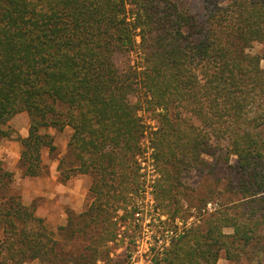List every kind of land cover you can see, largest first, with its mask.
<instances>
[{
    "label": "trees",
    "instance_id": "1",
    "mask_svg": "<svg viewBox=\"0 0 264 264\" xmlns=\"http://www.w3.org/2000/svg\"><path fill=\"white\" fill-rule=\"evenodd\" d=\"M263 59L264 0H0V139L19 140L23 175L38 176L43 147L56 148L46 129L70 127L63 176L93 177L91 202L68 211L57 237L0 162V264L110 260L115 213L145 190L146 138L160 171L156 206L173 219L184 206L182 175L202 171L219 150L236 157L217 192L222 207L175 239L159 264H215L222 248L262 264ZM22 111L25 136L9 124Z\"/></svg>",
    "mask_w": 264,
    "mask_h": 264
},
{
    "label": "rangeland",
    "instance_id": "2",
    "mask_svg": "<svg viewBox=\"0 0 264 264\" xmlns=\"http://www.w3.org/2000/svg\"><path fill=\"white\" fill-rule=\"evenodd\" d=\"M260 48L261 44L256 43L252 50H258ZM135 55L134 53V57ZM115 58L117 63L121 65L125 56L118 53ZM261 64L264 66V59L261 61ZM132 100H137V95H132ZM140 114L147 122L152 125L156 124V115L154 112L140 110ZM9 124L13 127L11 123ZM46 131L52 132L50 133L55 137V142L57 143L54 150L49 148L44 154L45 158L43 159H46L44 162H57L52 172H47L46 174H43V172L40 174V177L26 179L19 165L20 157L16 161H14L15 158H9L8 160H11V163L5 164V167L15 172V189L22 194L24 203L27 204V199H33L32 203H34L36 213L44 217L50 228L55 231L56 236L60 237L58 227L66 223L69 216L68 211L74 210L76 213L81 212L91 202L90 186L93 177L90 174L84 173L90 179L88 190L85 184L81 186L83 177L78 176L83 173L74 175V179L72 180L64 178L63 171L71 164V156L68 152V140L72 129L66 127L64 130H59L51 126ZM7 139L1 138L0 140ZM144 143L146 152L141 157L142 162H140L139 178L142 184L141 186L145 190L137 194H132L134 202L133 205L128 206V211L123 208H119L116 211L114 220L120 225V233L116 240L109 243L113 247L110 254L111 259L108 261L100 259L98 261L99 264H159L166 255L172 242L167 246L161 243L158 244L156 242L157 236L161 238L166 228H172L181 230L178 236L180 237L187 229L201 223L203 218L220 209L223 201H225V198L219 196L217 192L223 191L226 187L232 166L236 164V157L234 155L228 156L225 150H219L214 156H206L208 165L202 171L193 168L190 172L181 176V182L183 184L182 190H185L184 196H181V201L184 204L181 209V217L173 219L168 213H162L160 209H157L153 192V184L160 176V171L153 158V149L150 146L149 139L146 138ZM46 147L48 146H44V149ZM63 157H66L67 161L61 170L59 164L60 159ZM0 162L3 163L6 161L0 159ZM18 169L19 171L22 170V177L17 176ZM75 180L79 181L77 183L79 187L81 186L86 190L83 194L79 191L77 198H83L84 203L78 208L71 206L69 203V200L72 198L75 199V194H73V197L71 190L75 185ZM224 197L227 196L225 195ZM202 201L204 202L202 203ZM225 232L230 234L233 230L232 228H225ZM22 264L42 263L39 259H34ZM164 264H167V262ZM215 264L259 263L257 259L253 260L243 257L240 259L230 258L226 250L222 248Z\"/></svg>",
    "mask_w": 264,
    "mask_h": 264
},
{
    "label": "crops",
    "instance_id": "3",
    "mask_svg": "<svg viewBox=\"0 0 264 264\" xmlns=\"http://www.w3.org/2000/svg\"><path fill=\"white\" fill-rule=\"evenodd\" d=\"M26 113V114H25ZM29 114H27V112L22 111L17 113L10 121L9 123H11L13 125V127L22 135L25 136L28 133V129H29ZM23 120V121H22ZM64 130V129H63ZM49 133L51 131H48ZM52 133V132H51ZM70 136V134H69ZM54 144L56 145L57 143L55 142V137H54ZM21 143L18 140H12V139H7V140H0V159H4L6 162H3L4 166L5 164H10L11 160H8L9 158H15L14 161L18 160L20 157V153H21ZM49 150V147H46L44 149H42V159L45 158V153ZM46 160V159H45ZM45 160H43V174H46L47 172H52L54 167L56 166L57 162H44ZM49 169V171L47 170ZM22 171V170H21ZM19 171V169L17 170V176L18 177H22V172ZM41 175L38 176H25L26 179L29 178H37L40 177ZM76 176V175H75ZM80 177H83L81 180V186H83L84 184L86 185L85 187H87V190L89 188V184H90V179L86 176V174H82V175H78ZM74 179V175L69 177V180ZM68 180V179H67ZM75 185L73 186L72 190V195L75 194V199H71L69 200V203L71 204V206L78 208L80 206L83 205L84 200L82 199H78L77 196L79 194V191H81V193H85V189L83 187H79L78 186V180H75ZM79 188H81V190H79ZM76 189V190H75ZM22 195V194H21ZM74 197V195H73ZM27 199V198H26ZM25 200V199H24ZM27 204H34L33 199H27L26 200Z\"/></svg>",
    "mask_w": 264,
    "mask_h": 264
},
{
    "label": "built area",
    "instance_id": "4",
    "mask_svg": "<svg viewBox=\"0 0 264 264\" xmlns=\"http://www.w3.org/2000/svg\"><path fill=\"white\" fill-rule=\"evenodd\" d=\"M180 232H181V230H179V229L175 230L172 228H166L164 230V234H163V236H161V238L157 236L156 242L158 244L161 243L165 246L170 245V243L173 242V240L180 235Z\"/></svg>",
    "mask_w": 264,
    "mask_h": 264
}]
</instances>
